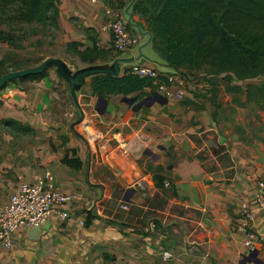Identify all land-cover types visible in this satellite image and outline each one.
<instances>
[{
	"label": "crops",
	"instance_id": "obj_1",
	"mask_svg": "<svg viewBox=\"0 0 264 264\" xmlns=\"http://www.w3.org/2000/svg\"><path fill=\"white\" fill-rule=\"evenodd\" d=\"M58 1L57 25L65 31L68 44L79 43L80 51L93 48V43L99 47L111 43L103 27L107 0L97 5ZM139 1H108L139 32L140 46L121 58L141 55L135 63L151 62L165 78L178 77L185 70L167 67L154 51L148 29L142 30L143 17L135 9ZM151 2L147 0L148 5ZM70 19L80 23L82 30L76 31ZM83 31L97 37H84ZM70 32L80 38L71 39ZM128 68L122 65L120 75ZM55 87L64 90L63 85L41 83L22 97L9 99L11 105H2V114L14 111L9 122H32L36 130V122L43 124L41 115L56 106L55 99L51 101ZM81 88L76 97L86 133L75 131V124L68 132L61 120L56 125L54 116L44 122L62 124L66 137L36 130L29 142L1 144L0 206L20 184H33L50 172L58 192L76 197L65 209L83 220L84 226L69 225L53 214L41 227L15 233L10 249L0 247V264H241L257 251L243 246L245 235L237 227L241 204L251 202L258 183L264 182V142L250 139L247 133L224 131L227 121L219 113L224 104L219 94L213 100L198 99L186 89L183 102L165 96L154 102L148 101L151 98L130 102L128 96L101 97L90 88L84 94ZM198 88L212 92L218 87L208 80ZM29 108L36 115L29 116ZM4 140L14 144L10 136ZM66 156L77 160L78 167L64 165ZM157 176L168 180L171 188H157ZM137 181L145 182L146 198L132 189ZM122 206L127 209L122 211ZM254 230L264 236V215L257 214ZM164 252L171 253L172 260H164Z\"/></svg>",
	"mask_w": 264,
	"mask_h": 264
},
{
	"label": "trees",
	"instance_id": "obj_2",
	"mask_svg": "<svg viewBox=\"0 0 264 264\" xmlns=\"http://www.w3.org/2000/svg\"><path fill=\"white\" fill-rule=\"evenodd\" d=\"M57 4L58 0H0V27H6V31L0 29V44L14 47L17 41H23L24 30L29 27H47L49 21L56 27ZM142 8L135 9L147 18L152 47L173 71L208 67L214 74L232 73L239 80L264 74V0H157ZM50 9L53 13L48 17ZM68 46L81 62L95 64L96 47L78 51L79 43ZM5 64V59L0 60L1 77L7 73ZM44 75L19 81L39 80ZM149 87L150 81L131 75L128 69L118 77L99 75L90 80L92 93L101 97L129 96ZM259 92L263 97L264 87ZM6 124L18 126L12 121ZM62 163L71 168L79 164L67 156ZM162 181L155 177L156 187L163 190Z\"/></svg>",
	"mask_w": 264,
	"mask_h": 264
},
{
	"label": "rangeland",
	"instance_id": "obj_3",
	"mask_svg": "<svg viewBox=\"0 0 264 264\" xmlns=\"http://www.w3.org/2000/svg\"><path fill=\"white\" fill-rule=\"evenodd\" d=\"M108 1L109 0L106 1V4L101 2L103 3L104 9L106 10L109 7L110 10L114 13V15H119L118 14L119 11L116 10L111 5H109ZM156 1L157 0H153L152 4L154 5ZM141 4L143 5L142 9L145 10L147 8V0H140L138 2L139 7H141ZM57 5H58L57 10H59V6H60L59 1ZM52 13L53 10L50 9V12L47 14V16L51 17ZM105 18L107 21L108 15L104 11V19ZM123 20L126 21L125 18H123ZM146 21H147L146 17H144L143 21H141L142 23L140 24V26L142 30L147 29L148 24L146 23ZM69 22L72 23L73 28L76 31L82 30V28H80L81 26L80 23H78L76 20L72 21V19H70ZM47 25H48L47 27L44 25H38V26L26 28L24 30L25 32L23 33L24 35L23 41H17L14 47H9L7 45L0 44V60L5 59L6 62L5 68L7 70L6 71L7 73L5 74H8L10 72L23 71L29 68H35L49 58L62 60L69 67L72 73H75L78 70H82L89 66H99V64H103V63L112 64V62L116 58L124 59L121 58V56L124 57L125 53L119 54L114 50L112 44V37H111V43L106 42L103 45L100 44V47L93 43L94 45L93 47H96L97 49V55L94 65H88L87 63H83L78 58L76 51L68 46L69 42H66L65 31L61 30L57 24L55 27V25L52 24V21H49ZM0 29L6 31L5 26H1ZM128 31L135 37L139 38V33L137 29L133 30V28L130 27L128 28ZM71 34L72 32H70L69 35ZM73 34L71 35V39H74L75 37L80 38V36L77 35L74 36ZM81 34H84V37H88L90 35L91 37L94 36L97 37L96 33H92L89 31H83V33ZM140 43L141 41L139 39L138 46H140ZM81 50L83 49L81 48ZM146 63L153 64L151 62H146ZM159 73L163 77H165L161 71H159ZM173 75L177 80L182 82V86H181L182 89L179 90H182L185 93V95L184 98L182 99H177V98H172V99H175L179 102L186 101L187 100L185 97L187 92L186 89L188 90V92H190L192 97L198 99L213 100V98L219 94L221 101L224 103L219 113L221 117L223 119H226L227 121V125L224 128L225 129L224 131L227 132L228 135L231 134L230 132H232L235 135L237 134L239 136L241 135L245 136L247 133V137H251L250 139H255L256 141L258 140L259 142H264V98H263L264 96L262 97L261 96L262 93L259 92V89H261V87H264V74L245 80H239L232 73L214 74L211 72L210 68L205 67L203 69L197 71H191L189 73H187L185 70L183 74L180 75L177 74L178 77L175 76V74ZM59 77L60 76L58 75L56 69L54 67H51L47 71H45L44 77L39 80L27 79L24 81H19V79H17L13 82H8L5 84L3 89L0 90V100H1L0 147L1 144L3 143L11 147L18 145V143H23L24 141L29 142L28 140H30L29 137L31 133L36 130L37 131L40 130L43 133V135L49 133L50 131H54L55 134L58 135V137L61 136L66 137L65 135H63V130L61 129L62 124L65 126L64 129L66 128L68 132L72 131L71 125L73 124H75L74 126L75 131H77L78 133H82L85 131V129L82 128L83 122L81 120L80 112L76 110L75 108L76 106H74V103L72 102V99L70 97L68 84L61 77L60 78ZM90 80H91L90 77L85 79V84L81 88L82 93L86 94L89 91ZM208 80H210V84L213 83L218 88L216 89L213 88L212 92L211 91L199 92L198 86L202 85L203 83L207 84ZM41 83H50L53 86L56 85L64 86V90L61 87H55L53 89L54 93L53 95H51V101L55 99V102L54 101L53 102L56 104V106L50 111V113L49 111H47L46 114L41 115V117H43V124L39 122L36 123L34 122L35 126L37 127L36 130L30 126L32 122H30L29 124L28 123L22 124L21 123L22 121L19 122L15 120L14 122H17L18 126H13L16 124H12V126H8V124H6V122H9L8 117L9 115L15 114V112L14 111L10 113L6 112L5 114H2V111L4 110L2 105H5L6 108H8L7 106L11 105L10 102L8 101L9 99L12 98L15 99V97L17 98L18 96L24 95L25 93L23 92L34 90ZM192 85L194 87H191ZM176 91H172V93L174 94ZM198 93L199 95H197ZM154 96L155 97L157 96V98L159 99L161 97H163V99L165 98L161 93H159L156 89L152 87L148 88L147 93L144 94L140 93L137 94L136 96H128L125 98L129 99L130 101L135 100L136 102H140L142 100H145L147 98H152ZM29 110H30L29 116H33V114L36 113L33 109L29 108ZM54 116L57 119L56 125L58 124L59 120L62 121V124H60V126L57 127L51 126V122H49V120L44 122L45 118L48 119ZM58 117L60 118L58 119ZM89 130L91 132H94L91 129ZM84 133H86V131ZM7 136H10V138L14 141V144H11L12 142L8 144L7 140L5 142L4 139L5 137L7 138ZM33 138L34 136L32 137V139ZM32 141L35 142L34 140ZM250 142H253V140ZM47 175L53 178L50 172H46L42 177L39 178V180L45 179ZM38 181H36L35 183H37ZM163 181L165 180L163 179ZM166 181L169 182L168 180ZM141 182L145 183L144 181H137L133 185H131L132 189H135L136 183H141ZM25 184H30V183H25ZM169 184L170 186L168 189L171 188V183L169 182ZM139 193L142 198H146L148 196L147 190L145 192V195L142 194L143 191L142 192L140 191ZM122 207H120V209L124 211ZM261 247L262 245L257 247L255 250L259 252V255L257 256L258 259L261 262H264V254Z\"/></svg>",
	"mask_w": 264,
	"mask_h": 264
},
{
	"label": "built area",
	"instance_id": "obj_4",
	"mask_svg": "<svg viewBox=\"0 0 264 264\" xmlns=\"http://www.w3.org/2000/svg\"><path fill=\"white\" fill-rule=\"evenodd\" d=\"M90 5L99 4L101 0H83ZM108 15L104 30L112 37L114 50L119 54H124L138 46L139 38L129 33V23L119 18V15L108 9H104ZM139 33V32H138ZM129 73L141 79H147L151 87L168 99L184 98L182 82L175 77H163L154 64H131L128 68ZM172 86L179 89L173 94ZM163 188L168 189L170 184L166 180L162 182ZM135 189L139 192H146L145 183H136ZM73 195L62 194L53 186V178L46 176L34 184L22 183L18 189L9 197L8 202L0 206V247L10 249L12 237L19 230L39 228L53 215H57L62 222L69 225L84 226V221L78 219L65 207L75 201ZM251 202L242 203L240 206L241 222L237 229L245 235L243 246L249 251L255 250L264 244V236L255 232L254 222L257 214L264 215V182L257 185V191L252 194ZM123 210L127 208L122 207ZM164 260L173 258L171 253L164 252Z\"/></svg>",
	"mask_w": 264,
	"mask_h": 264
},
{
	"label": "water",
	"instance_id": "obj_5",
	"mask_svg": "<svg viewBox=\"0 0 264 264\" xmlns=\"http://www.w3.org/2000/svg\"><path fill=\"white\" fill-rule=\"evenodd\" d=\"M141 58V55H139L135 59H115L111 66H89L87 68H84L82 70H78L75 73H72L69 67L61 60L49 58L46 59L43 63H41L39 66L35 68H29L23 71H17V72H10L8 74L3 75L0 78V90L5 86L8 82H13L17 79H21L30 75H38L45 71H47L49 68L54 67L58 73V75L67 82L69 87V93L70 96L74 102V105L79 109L81 116L83 113L81 112V109L79 107L77 97H76V91L79 90L82 86L85 84V79L90 77H95L99 75H108L112 77H118L120 75L121 67L122 65H130L134 64L135 62L139 61ZM101 98V97H100ZM102 99V98H101ZM159 100L157 96L152 97L151 99H148V101H155ZM132 102V100L130 101ZM258 255L257 251H254L249 255L248 258H244L241 264H247V263H254V264H262L259 262L256 258Z\"/></svg>",
	"mask_w": 264,
	"mask_h": 264
}]
</instances>
